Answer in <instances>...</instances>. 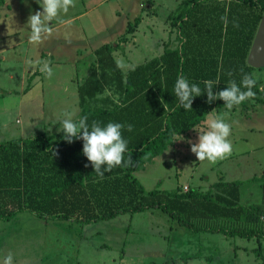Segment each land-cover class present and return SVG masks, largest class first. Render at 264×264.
Instances as JSON below:
<instances>
[{"label": "rangeland", "instance_id": "obj_1", "mask_svg": "<svg viewBox=\"0 0 264 264\" xmlns=\"http://www.w3.org/2000/svg\"><path fill=\"white\" fill-rule=\"evenodd\" d=\"M183 1L73 0L50 22L51 36L42 32L43 41L32 44L28 17L43 8L36 0H0V141L57 133L63 120H77L83 107L78 87L90 76L102 44L114 46L125 72L159 57L167 44L175 46L170 17ZM45 64L51 77L41 71ZM254 73L263 81L257 97L264 99V67ZM218 117L230 125L226 139L232 153L215 163L199 161L192 147L213 131L210 123ZM135 175L146 190L165 191L188 185L206 192L221 178L243 180L241 201L261 203L264 103L248 99L245 105L212 110L204 123L176 135L174 144ZM9 254L11 264H264V240L194 233L160 208L91 223L47 222L24 210L0 220V264Z\"/></svg>", "mask_w": 264, "mask_h": 264}, {"label": "trees", "instance_id": "obj_2", "mask_svg": "<svg viewBox=\"0 0 264 264\" xmlns=\"http://www.w3.org/2000/svg\"><path fill=\"white\" fill-rule=\"evenodd\" d=\"M263 14L264 0H184L170 17L178 43L167 44L159 57L127 72L117 67L112 44L96 48L92 72L78 87L83 107L74 122L87 116L89 131L94 121L101 127L109 122L124 125L127 146L121 164L108 170L105 163L97 170L83 152L79 133L71 142L63 130L0 141V220L28 210L47 222L91 223L160 208L194 233L264 240V200L241 201L246 181L221 178L206 192H185L182 186L146 190L135 175L174 144L176 135L205 122L212 110L226 107L229 101L218 94L229 89L230 82L247 91L241 83L244 73L257 81L251 99L264 103L257 97L263 81L254 73L263 67L247 63ZM181 74L190 87L195 84L201 90L192 97L191 110L183 108L174 92ZM206 81H212L211 100ZM109 88L119 95L118 103L111 96L98 98Z\"/></svg>", "mask_w": 264, "mask_h": 264}, {"label": "clouds", "instance_id": "obj_3", "mask_svg": "<svg viewBox=\"0 0 264 264\" xmlns=\"http://www.w3.org/2000/svg\"><path fill=\"white\" fill-rule=\"evenodd\" d=\"M36 2L43 8V12L36 11L28 17L26 26L31 29L29 41L32 44H40L43 41L42 32L50 37L54 30L50 26V22L58 17L59 11L67 12V6L73 4V0H62V3L61 0H36ZM116 63L117 67L121 69L126 67L123 59L117 60ZM41 71L46 72L48 77L52 75V71L47 64L41 68ZM241 72L243 73V69ZM205 83L209 100H211L213 98L211 91L212 81H206ZM241 83L247 91H241L235 82H230L229 89L218 94L219 98L229 101L226 105L227 108L231 109L233 103L240 105L244 101L255 97L256 94L252 89L257 83L256 79L251 74L244 73ZM174 92L185 110H191L192 97L201 94L198 86L195 84H192L191 87L189 86V82L183 74L176 80ZM104 95L110 96L111 92L106 89ZM98 98L102 97L98 95ZM114 99H116L117 103L119 102L118 98L114 97ZM87 119L88 117L84 116L78 122L68 119L63 120L64 139L71 142L72 137H77L78 133L82 134L80 138L85 142L83 152L94 163L97 170L101 164L105 163L108 165V170L120 165L127 146V141L122 139L124 125L109 122L105 127H101L98 122L94 121L91 125V131H89V126L86 123ZM127 127L128 131L132 130L131 125ZM210 127L213 131L202 134L200 143L193 146L192 151L197 154L199 161H204L207 158L209 162L215 163L217 160L224 159L232 153V144L226 139L230 135V125L225 123L223 118L218 117L211 121ZM124 166L127 167L128 165L125 164ZM11 262L12 256L9 254L5 258L4 264H11Z\"/></svg>", "mask_w": 264, "mask_h": 264}, {"label": "water", "instance_id": "obj_4", "mask_svg": "<svg viewBox=\"0 0 264 264\" xmlns=\"http://www.w3.org/2000/svg\"><path fill=\"white\" fill-rule=\"evenodd\" d=\"M247 63L256 68L264 67V14L252 42Z\"/></svg>", "mask_w": 264, "mask_h": 264}, {"label": "built area", "instance_id": "obj_5", "mask_svg": "<svg viewBox=\"0 0 264 264\" xmlns=\"http://www.w3.org/2000/svg\"><path fill=\"white\" fill-rule=\"evenodd\" d=\"M183 190L186 192V191H188L189 190V186L188 185H184L183 186Z\"/></svg>", "mask_w": 264, "mask_h": 264}, {"label": "crops", "instance_id": "obj_6", "mask_svg": "<svg viewBox=\"0 0 264 264\" xmlns=\"http://www.w3.org/2000/svg\"><path fill=\"white\" fill-rule=\"evenodd\" d=\"M203 123H204V122H203ZM195 127H196V126H195ZM195 127H194V128H195ZM194 128H193V129H194ZM160 155H161V154H160ZM158 156H159V155H158ZM158 156H156L153 160H155ZM145 165H147V162L144 164V166H145Z\"/></svg>", "mask_w": 264, "mask_h": 264}]
</instances>
